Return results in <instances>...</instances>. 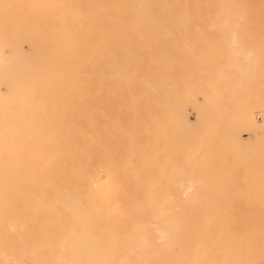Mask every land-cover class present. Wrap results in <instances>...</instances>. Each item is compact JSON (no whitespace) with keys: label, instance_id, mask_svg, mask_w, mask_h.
Returning a JSON list of instances; mask_svg holds the SVG:
<instances>
[{"label":"bare ground","instance_id":"6f19581e","mask_svg":"<svg viewBox=\"0 0 264 264\" xmlns=\"http://www.w3.org/2000/svg\"><path fill=\"white\" fill-rule=\"evenodd\" d=\"M259 50L264 0H0V264H264V157L224 152L251 134L264 154L262 123L247 111L222 152L174 133L202 80L232 110L261 94Z\"/></svg>","mask_w":264,"mask_h":264},{"label":"rangeland","instance_id":"374dc122","mask_svg":"<svg viewBox=\"0 0 264 264\" xmlns=\"http://www.w3.org/2000/svg\"><path fill=\"white\" fill-rule=\"evenodd\" d=\"M175 19H172L171 21H174ZM177 20H180V19H177ZM182 20V19H181ZM189 21L191 20V21H200V20H197V19H188ZM188 20H186V21H188ZM204 19H202L201 21H203ZM170 21V20H169ZM183 21V20H182ZM204 21H207V19H205ZM203 21V22H204ZM260 52L261 51H263V50H259ZM254 53H256V52H254ZM229 53H227V51H222V53H214L213 54V56H210V57H208L207 59H204V58H201L200 60H198L197 61V63H198V65H199V67L200 68H204L205 69V71H208V73H210V70H211V68H212V66L213 65H216V64H218L220 61H221V57H226L227 55H228ZM261 54H263V56L262 57H259V56H261ZM261 54H259V52H257L255 55H259V56H257V58L260 60V59H262L263 57H264V51H263V53H261ZM220 57V58H219ZM211 58V59H210ZM215 58H217V59H215ZM264 62V61H263ZM240 64V66L241 65H244V62H239ZM260 64H257L258 65V68L260 67V69H258V70H260V71H263L264 72V70H262V69H264V66H262L261 65V63H262V60L259 62ZM264 65V64H263ZM176 71L177 72H181V69L180 68H176ZM258 72V71H257ZM258 73H261V72H258ZM183 77V76H182ZM259 78H261V79H259ZM257 80L256 79H254L256 82H254L253 83V85L254 86H256V87H259V88H261V94L259 93V94H257L258 92H259V90H258V92L256 93L255 91H246V89H244L245 91H246V93L247 94H243L241 97H239V99H237V100H235L236 101V104L235 105H233L234 107H232L233 108V110L230 108L231 106H232V104H230V103H226L225 101H224V104H223V102L222 103H220V105H211V104H209L208 103V99H207V95L210 93V88H209V86H208V82L207 81H205V80H202L201 81V84H200V86L202 87V92H199L198 93V91L197 92H194V94L192 95V97H189V99L190 100H188V98H187V100H185L183 103H185V104H183L182 105V111L183 112H186V114H184L185 116L186 115H188V116H186V121H183V122H181V124H182V126H181V130H174V133L178 136V133L181 135V137L184 135V131L183 130H185V131H187V130H190L189 131V133H188V136L189 137H191V139H187V141H188V143H187V145H184V143L186 142V141H183V140H186L185 138L186 137H182V138H184L182 141L183 142H181V143H183L182 144V146H186V147H178V146H175V148H177V150L179 151L180 149H181V151H183V149H189V147L191 146L192 147V143L193 142H195V143H197V142H199V144L201 145L199 148H198V151L199 152H201V151H203V150H206V151H209L210 150V152H215V150H216V152H219V150H220V152H222L223 150V148H221L223 145H221V144H223L224 142H222L221 143V141H224L223 140V138L226 140L227 139V136H228V139H229V136L233 133V132H236V130H239V129H242V128H244V124H243V119L245 118L244 116L247 114V111H250L253 115H256L255 117V119H257L256 121L257 122H260V124L262 123V127H260L259 128V135H263V138H264V100L262 99V98H264V75H262V77L260 76ZM181 79V81H184V77L183 78H180ZM177 81H180V80H177ZM186 81V80H185ZM188 81V80H187ZM190 81H192V79L191 80H189V82ZM180 83V82H179ZM259 86H258V85ZM177 85H179L178 83H177ZM180 88H183V85H181L179 88H176V91L178 92L179 90H180ZM162 90H164V91H162ZM243 90V91H244ZM165 91H168L167 89H166V87L163 89L162 87L160 88V89H158V94L160 95V96H163V94H164V92ZM176 91L175 90H173L172 92L175 94L176 93ZM242 91V90H241ZM242 91V92H243ZM171 92V93H172ZM242 92L240 93H238V94H242ZM251 92V93H250ZM167 94H169L170 92H166ZM170 93V94H171ZM250 93V94H249ZM198 94V95H197ZM249 95H252L253 97H251V98H253V101H252V103H250V104H244L243 103V101L245 102V100H247L248 98H249ZM263 95V97L261 98V96ZM238 96H240V95H238ZM163 98V97H162ZM193 101H192V100ZM197 101H196V100ZM206 99H207V102H206ZM250 100V99H249ZM229 101V100H228ZM190 103V104H189ZM189 104V105H188ZM197 104V105H196ZM197 106V107H194V106ZM199 105V106H198ZM231 105V106H230ZM189 106V107H188ZM191 106H193L192 108H191ZM206 108V109H203V108ZM248 107H250V108H248ZM184 108H185V110H184ZM197 108H198V110H197ZM193 109H194V111H193ZM203 109V110H202ZM223 110V112H222V110ZM195 110H197V111H195ZM204 110H206V111H204ZM231 110V111H230ZM239 110V111H238ZM188 111V112H187ZM192 112V113H191ZM207 114H206V113ZM190 113V114H189ZM218 113H220L219 114V116L217 115ZM222 113V114H221ZM165 114V115H164ZM237 114H239L240 116H241V119L240 118H238L239 120H238V122H240V125L237 127V123L236 122H234V120H232L234 123H235V126H233V129L231 128V126L232 125H230V123L232 122L231 121V119H236V116H237ZM196 115V116H195ZM202 115H203V117H204V115H208V119H207V116H206V120H210V122L208 123V121H206L205 120V122H204V120H203V118H202ZM221 115V116H220ZM261 115V116H260ZM152 116L154 117V119L155 118H157V120H158V122H159V127H158V135H159V140L161 141L162 139H163V136L165 137H169V138H171V136L173 135V136H175V134H173V131L172 132H170V128L168 127V124L170 123V120H171V115H168L167 113H165V112H154V113H152ZM152 116H150V120L153 122L154 120H153V117ZM173 116V115H172ZM175 116V115H174ZM194 116V117H193ZM217 116H218V120H215L214 122L215 123H217V124H215V125H213L214 123L211 121V120H214L215 118L217 119ZM168 117V118H167ZM199 117H201V118H199ZM261 117V118H260ZM199 118V119H198ZM205 118V117H204ZM211 118H213V119H211ZM189 119V120H188ZM192 120V121H191ZM193 120H195V121H193ZM164 121V122H163ZM166 121V122H165ZM225 121V122H224ZM262 121V122H261ZM184 122H185V124H184ZM232 122V123H233ZM206 123H208L207 125H205ZM211 123V124H210ZM234 123H233V125H234ZM183 126H184V128H183ZM211 126V127H210ZM213 126H215L214 128H213ZM199 127V128H198ZM235 127H237V128H235ZM183 128V129H182ZM188 128H190V129H188ZM216 128H217V130L219 131V134L218 133H216L215 135H213V134H210V133H212V132H218V131H215L216 130ZM204 129H207V130H205L204 131V133H203V130ZM212 129H215L214 131H212ZM228 129V130H227ZM230 129V130H229ZM196 130H201V132H198V131H196ZM179 131V132H178ZM221 131H224L225 133L227 132L228 133V135H226V134H224V135H226V136H223V134L221 133ZM231 131H232V133H231ZM162 132V133H161ZM188 132V131H187ZM206 132V133H205ZM209 135H208V134ZM172 134V135H171ZM199 135H200V138H202V139H200V140H198L197 141V139H196V136H198V139H199ZM201 135H202V137H201ZM205 135H207L206 137H204ZM250 135V140H254L255 141V143H258V141L251 135V134H249ZM187 136V137H188ZM215 136V138H217V139H214L213 137ZM217 136V137H216ZM220 136H223V137H220ZM247 135H242V137H246ZM195 138V139H194ZM220 138V139H219ZM149 139H151V137H149ZM172 139V138H171ZM209 139V140H208ZM221 140V141H219V142H217V140ZM249 140V141H250ZM191 141V142H190ZM207 141V142H206ZM211 141V142H210ZM214 141H216V142H214ZM227 141V140H226ZM226 141H225V143L224 144H226ZM249 141L247 142V144H248V147H252L253 145H251L252 143H254V141H251L250 143H249ZM176 142H179L180 143V141H177L176 140ZM214 142V143H213ZM180 143V144H181ZM202 143V144H201ZM211 145H210V144ZM218 143V144H217ZM150 144H152V142L150 143ZM205 144H206V146H205ZM209 144V145H208ZM215 144H217L216 145V147H215ZM247 144H245V146H247ZM153 145V144H152ZM162 145V143H159V145H158V148H157V151H158V155H156L155 157H153V158H156V160H161V159H164L163 158V156L161 155V153H164V152H166V151H168V149H166V148H168V147H165V146H161ZM195 145V144H194ZM214 145V146H213ZM220 145V146H219ZM255 146L254 147H252V148H254V149H252L251 147H250V149L251 150H249V148L248 149H246V151H244L243 152V154H242V151H239L238 152V150H239V148H237L236 149V147H233V146H231V147H226L225 148V146H223L224 148H225V150H224V152H226V154L228 155V157L230 158V156H229V153H230V155L233 153V152H235L236 153V151H237V153H238V155H239V153H240V155L241 156H239L240 157V159H238V160H245V161H254V160H258V161H260L259 160V157H261V156H263L264 157V154H259L260 152L258 151V150H256V149H258V146H257V144H254ZM151 146V145H150ZM219 146V149L217 148ZM245 146L244 147H241L240 149H242V148H245ZM207 147H208V150H207ZM217 148V149H214V148ZM229 148H230V150H229ZM147 149H149V150H151V151H154V148L151 146V149L150 148H147ZM212 149H214V150H212ZM232 149V150H231ZM180 151V152H181ZM177 152V151H176ZM252 152V155H250V153ZM249 154V155H248ZM259 155H261V156H259ZM228 157L226 156V158L228 159ZM235 157V156H234ZM233 157V158H234ZM250 157V158H249ZM253 157V158H252ZM255 157V158H254ZM258 157V158H257ZM167 158H170V159H175V160H177V159H179L180 157L179 156H176V155H173V156H170V157H167ZM231 158H232V156H231ZM238 158V156H236V158L235 159H237ZM262 158V157H261ZM261 161H264V158L263 159H261ZM247 176V175H246ZM247 179H248V177H246ZM262 181V182H261ZM261 181H259V184H260V182L262 183L261 184V186H262V188L263 189H261L259 192H258V195H260L259 197H261L262 195L261 194H263L264 195V176L261 178ZM236 182H238V183H241V188H243L244 186L246 187V186H248V182H249V180H241V178L239 177V179H236ZM245 183V184H244ZM247 184V185H246ZM260 186V185H259ZM244 187V188H245ZM238 189L237 190V192L238 191H240V192H242V194H243V192H245L246 190H244V188L243 189ZM246 189H248L249 190V188L248 187H246ZM239 192V193H240ZM261 193V194H260ZM241 194V193H240ZM264 197V196H263ZM260 207H262V205H259ZM239 208H251V206L249 205V204H241V205H239L238 206Z\"/></svg>","mask_w":264,"mask_h":264}]
</instances>
